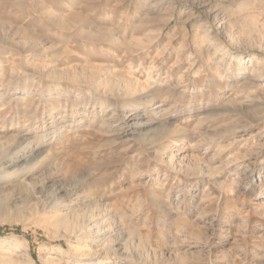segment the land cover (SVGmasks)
<instances>
[{
  "label": "rangeland",
  "instance_id": "1",
  "mask_svg": "<svg viewBox=\"0 0 264 264\" xmlns=\"http://www.w3.org/2000/svg\"><path fill=\"white\" fill-rule=\"evenodd\" d=\"M0 264H264V0H0Z\"/></svg>",
  "mask_w": 264,
  "mask_h": 264
},
{
  "label": "bare ground",
  "instance_id": "2",
  "mask_svg": "<svg viewBox=\"0 0 264 264\" xmlns=\"http://www.w3.org/2000/svg\"><path fill=\"white\" fill-rule=\"evenodd\" d=\"M76 54H79V53H76ZM76 54H75V55H76ZM76 56H77V55H76ZM79 56H80V55H79ZM40 258H41V257H40ZM42 260H44V258H43ZM3 262H4V261H3Z\"/></svg>",
  "mask_w": 264,
  "mask_h": 264
}]
</instances>
